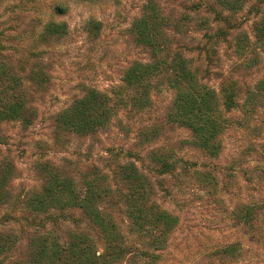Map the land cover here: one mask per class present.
Listing matches in <instances>:
<instances>
[{
  "label": "rangeland",
  "instance_id": "374dc122",
  "mask_svg": "<svg viewBox=\"0 0 264 264\" xmlns=\"http://www.w3.org/2000/svg\"><path fill=\"white\" fill-rule=\"evenodd\" d=\"M49 1L0 0V31L11 38L2 49L4 53L19 50L24 55L35 48L33 37L49 18ZM146 1L72 0L66 17L69 36L61 42L39 46L36 52L39 58L33 56L29 66L42 69L49 82L30 91L37 108L36 119L28 127L15 121L0 122V182L4 183V176L7 178L0 191L3 197L0 199V230L13 233L14 237L21 236L14 257L25 254L28 235L22 234L21 229L33 223L29 202L43 184L47 164L74 170L80 179V175L91 170L110 172L118 163L134 161L162 184L157 186L158 201L180 219L165 253L167 264H222L217 251L231 243L237 244L232 253L236 261L231 264H264V244L260 243L264 240H259L264 239V216L259 223L254 220L263 231L261 238L245 233L244 226L235 218L238 207L264 200L261 149L264 104L256 111L240 107L229 113L234 122L223 135L224 147L219 158H211L188 144L190 130L166 122L175 97L171 89L155 91L152 106L141 113L130 108L121 111L106 129L96 134L75 136L57 129L58 113L77 97L91 87L113 94L134 60H148V50L135 44L129 31ZM157 1L172 17L183 12H191L195 18L207 15L211 20L214 17L212 12L199 14L189 8L201 0ZM263 13L264 0H248L245 8L233 15L234 28L230 30L229 42L206 43V30L194 22L188 25L187 33L180 36L182 43L193 49L204 46L209 49L208 54L197 49L189 55L209 69L207 81L212 86L218 87L232 79L245 91L264 76L263 54L257 57L256 50L243 57L230 44L237 37H242L247 44L248 37L257 49L255 22ZM92 17L102 25L96 36L86 27V21ZM213 25L215 31L217 24ZM155 150L173 151L176 158L191 164L190 173L158 177L153 172L152 152ZM196 170L210 174V178L202 180ZM66 216L65 226L56 230L60 235L66 236L69 230L94 233L79 211ZM43 220L47 228L53 226L45 217L37 223ZM122 220H126L124 215H120ZM114 264L136 263L124 259Z\"/></svg>",
  "mask_w": 264,
  "mask_h": 264
},
{
  "label": "trees",
  "instance_id": "16d2710c",
  "mask_svg": "<svg viewBox=\"0 0 264 264\" xmlns=\"http://www.w3.org/2000/svg\"><path fill=\"white\" fill-rule=\"evenodd\" d=\"M247 1L201 0L191 4L189 8L199 14L203 11L214 13L210 20L207 15L192 17L191 12L172 17L157 0H147L129 31L133 42L148 50V60H134L113 94L91 87L77 97L58 113L57 129L75 136L96 134L106 129L121 111L130 108L141 113L152 106L155 91L171 89L175 97L166 122L190 130L188 144L211 158H219L224 147L223 135L234 122L229 113L240 107L256 111L264 104V76L245 91L232 79L218 87L212 86L207 81L209 69L189 55L197 49L208 54L209 49L207 46L193 49L183 44L180 36L187 33L188 25L194 22L206 30V43L229 42L230 30L234 28L233 15L243 10ZM71 3L72 0L49 1V18L34 34L35 48L24 55L19 50L4 53L2 49L11 38L0 31V122L15 121L28 127L36 119L37 108L30 91L45 86L49 77L42 69L29 64L33 56L39 58L36 53L39 46L58 43L69 36L66 17ZM213 24H217L215 31ZM86 27L96 36L102 25L92 17L86 21ZM247 41L246 44L242 37H237L230 44L243 57L256 50L257 57L264 55V13L255 22L257 49L248 37ZM261 149L264 153V144ZM152 157L153 172L158 177L190 173L191 164L176 158L173 151L155 150ZM195 173L202 180L210 178V174L203 171ZM2 180L5 183L7 178L4 176ZM4 183L0 182V191ZM157 186H162L158 179L142 171L134 161L118 163L110 172L91 170L80 175V179L74 170L66 171L59 165L47 164L43 184L29 202L33 223L21 229L22 234L28 235L26 252L14 257L21 236L14 237L13 233L0 230V264H114L124 259L136 264H167L165 253L180 219L158 201ZM76 210L87 219L94 233L69 230L66 236L60 235L57 231L65 226L66 215ZM120 215H124L128 223L120 221ZM263 216L264 200L242 205L235 213L244 232L258 238L263 236L258 225ZM43 217L53 226L47 228L44 220L37 223ZM236 245L231 243L217 251L222 264L236 261L232 257Z\"/></svg>",
  "mask_w": 264,
  "mask_h": 264
}]
</instances>
